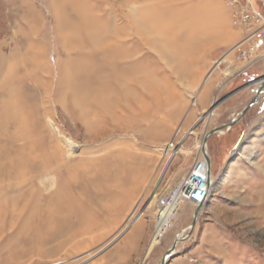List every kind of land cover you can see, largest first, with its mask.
<instances>
[{
    "label": "rangeland",
    "instance_id": "374dc122",
    "mask_svg": "<svg viewBox=\"0 0 264 264\" xmlns=\"http://www.w3.org/2000/svg\"><path fill=\"white\" fill-rule=\"evenodd\" d=\"M228 1L0 0V264H112L139 222L160 255L190 233L196 205L162 227L160 209L261 80L216 111L202 89L213 104L264 75V60L240 73ZM116 44L120 65L102 56ZM231 129L216 160L207 146L216 187L170 264H264V96ZM47 159L63 167L31 170Z\"/></svg>",
    "mask_w": 264,
    "mask_h": 264
},
{
    "label": "built area",
    "instance_id": "2783aa9c",
    "mask_svg": "<svg viewBox=\"0 0 264 264\" xmlns=\"http://www.w3.org/2000/svg\"><path fill=\"white\" fill-rule=\"evenodd\" d=\"M228 5L233 10V24L244 33L243 39L234 47L231 53H235L236 59L244 64L240 73L245 72L264 60V15L255 8L254 0H229ZM224 62H218L221 65ZM178 146L174 142L167 147V154H173ZM169 155V156H170ZM210 177L208 165L203 156L196 159L190 173L184 177L172 190L171 196L164 203L171 201L172 196H177L178 206L188 201L198 206L205 204L210 196Z\"/></svg>",
    "mask_w": 264,
    "mask_h": 264
},
{
    "label": "crops",
    "instance_id": "0c3cea01",
    "mask_svg": "<svg viewBox=\"0 0 264 264\" xmlns=\"http://www.w3.org/2000/svg\"><path fill=\"white\" fill-rule=\"evenodd\" d=\"M254 86H256V85L254 84ZM215 88L216 87L212 84H209V85L206 84L203 87L202 93H201V95L204 99V103L202 104L203 109H207V108L211 107V105H212L211 96L214 93ZM261 96H264V90L262 91ZM230 130H232V129H230ZM226 131L229 132V130H225L222 133H219V135H217V134L213 135L212 137H210V139L208 141V144H207L208 149L213 153L215 160L220 155V151L218 148L219 141H218L217 137L219 138L220 135L225 134L224 132H226ZM231 136H233V135H231ZM233 137H235V136H233ZM230 138H232V137H230ZM233 140H235V139H233ZM228 141H230L229 138H228ZM234 149H233V151H234ZM239 154L242 157H244L243 153L239 152ZM212 178H213L212 182H213L214 187H213V189H211L210 197L213 196V192H214V189L216 187L215 184H216V180H217V178H215L214 176H212ZM177 211H176V214H177ZM176 214H175V216H176ZM148 236L149 235H148V231L146 230V223L145 222L137 223L132 229H130L129 231H127V233H125V235H123V237L118 241V243H116L119 247H117V249H116L115 256L110 258V263H112V264H161V261H162L164 255L153 253V251H152L153 246H152V243H151L150 238ZM123 252H124V254L126 253L128 255L132 253L133 255H131L130 258L126 259L124 257L125 255L123 254ZM167 264H170V261Z\"/></svg>",
    "mask_w": 264,
    "mask_h": 264
},
{
    "label": "water",
    "instance_id": "95a60500",
    "mask_svg": "<svg viewBox=\"0 0 264 264\" xmlns=\"http://www.w3.org/2000/svg\"><path fill=\"white\" fill-rule=\"evenodd\" d=\"M258 80H262V85L261 87L256 91L254 92V97L252 98V100L249 102V104L241 111V113L239 114L238 117H236L232 122L228 123V124H224L222 126H219V127H215L214 129H212L210 132H208L204 138H203V141H202V146H203V156L208 164V169H209V172H210V181H211V178H212V162H211V158L209 157L208 155V152L206 150V147H207V144H208V141L210 139V137H212L213 135L215 134H219V133H222L223 131L225 130H230L234 125H236L238 122H240L244 117L245 115L249 112V110L255 105L258 103L259 101V98L261 97V92L263 91V88H264V75L260 78H258L257 80L255 81H252L250 83H248L247 85H245L244 87H242L241 89L231 93V94H224L220 99H217L213 102L210 110L211 111H216L217 108L219 106H221L222 104H224L227 100H229L230 98H232L234 95H236L238 92H240L242 89H245L247 87H251V86H254V84L258 81ZM205 118V115L201 117L200 121L193 127V130L196 129V127L198 126V124ZM203 205L204 204H200L197 206V209L194 213V218H193V221L191 223V225L189 227H187L185 229L188 230L190 229V233L188 235H184L183 237L181 238H176L173 246L167 251V253L164 255L162 261H161V264H167L168 263V259L172 256V254L175 252L176 248H177V245L179 244V242L181 241H184L186 240V238L188 236H190L193 232V230L195 229L196 225H197V222H198V218H199V214L201 212V209L203 208ZM184 231V230H183ZM183 234V233H182ZM117 240V239H116ZM114 243V242H113ZM113 243H111L108 247H110Z\"/></svg>",
    "mask_w": 264,
    "mask_h": 264
},
{
    "label": "bare ground",
    "instance_id": "6f19581e",
    "mask_svg": "<svg viewBox=\"0 0 264 264\" xmlns=\"http://www.w3.org/2000/svg\"><path fill=\"white\" fill-rule=\"evenodd\" d=\"M143 17H144L145 21L148 22V17L145 14H143ZM151 26H152V23H151ZM161 26H163V28L167 29L170 26V24H168L167 22L164 21L161 24ZM118 31H120L119 33H123L124 32V28H119ZM102 56H103L104 60H108V63H114L115 65H120L121 63H123L122 61L124 59L129 58L131 55L128 54V52L123 50V46H121V45L119 46V44H116V47L111 49L109 54H103ZM224 62H226V61L224 60ZM105 65H107V64H105ZM103 67H105V66H103ZM126 77H128V76L124 75V74L123 75L115 74V78L116 79L118 78L120 81L121 80L122 81H127L129 78L126 79ZM261 85H262V80H261V83L259 85V88L261 87ZM121 88H122V91H123V87H121ZM100 90H101L103 96H105V97H107L109 94H111V92H110L111 90H106V88H102ZM128 90H129L128 88H125V91H128ZM263 90H264V88H263ZM104 104H105V101L103 103H100V106H102ZM191 133H192V131H191ZM179 146H181V145H179ZM179 146H177L174 149L173 154H177V152L179 150ZM202 148H203V146H202ZM206 150H207V147H206ZM173 154H171V155H173ZM54 159H55V157H54ZM56 160H58V159H56ZM56 160L54 161L53 159H47L44 162H42L41 166L32 165L31 170L34 169V172H37V173H38V170H39V172L41 174H46V173H48V172H50L52 170H59L62 165H58L56 163L57 162ZM208 171H209V169H208ZM209 176H210V172H209ZM210 182H212V180ZM210 189H212L211 186H210ZM0 190H1V186H0ZM210 194H211V191H210ZM177 201H178V197L177 196H172L171 201L161 207L159 215L161 216L162 212L164 214L163 218H162V221H161V224H160L161 227L164 226L165 224H168L169 220L174 217V214L176 213L177 209L181 206V205L178 206ZM157 231H158V225H157ZM159 233H157V234H159ZM182 233L183 232H181L178 235L177 238H181V235H183Z\"/></svg>",
    "mask_w": 264,
    "mask_h": 264
}]
</instances>
